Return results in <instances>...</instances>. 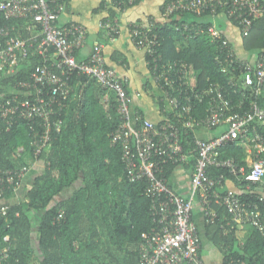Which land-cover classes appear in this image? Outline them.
I'll list each match as a JSON object with an SVG mask.
<instances>
[{
    "label": "built area",
    "instance_id": "2783aa9c",
    "mask_svg": "<svg viewBox=\"0 0 264 264\" xmlns=\"http://www.w3.org/2000/svg\"><path fill=\"white\" fill-rule=\"evenodd\" d=\"M69 1L0 0V73L6 67L14 72L32 51L42 60L31 73L30 81L21 83L23 94L2 104V119L10 126L15 119L31 126L38 137L34 154L39 157L51 142L53 133L62 132L63 117L70 104L83 95L88 81L75 82V78L86 76L95 80L104 90L105 103L116 100L120 124L111 136L112 143L123 150L122 160L129 180L146 181V193L152 200L155 226L140 245L141 264H207L201 253L197 207L204 222L210 225L219 220L217 208H225L239 227L251 225L264 237L260 209V205H264V158L261 157L264 136L259 130L264 125V108L258 101L264 94V50L254 60H249L239 57L227 40L220 46L215 61L222 73L231 76L229 85L243 97L236 103L221 84L197 90L184 82L190 73L187 63H167L160 54L154 55L158 44L154 21L147 26L134 25L130 35L137 48L149 56L152 83L159 91L156 103L163 114L161 121L155 123L132 112L133 101L141 98L142 93L132 90L130 79L107 64L102 43L93 45L87 59H77L76 52L88 44L89 31L79 22L61 24ZM219 10L238 22L244 37L255 20L264 16V0H166L162 16L164 22H170L184 13L210 12L216 16ZM17 22L24 23L30 34L28 38L19 35ZM100 27L111 40L120 32L117 21L105 20ZM199 32L206 31L200 29ZM207 33L214 39L222 35L212 26ZM174 76L181 77L179 84L171 79ZM248 94L251 95L249 103ZM205 102L206 115L196 116L197 106ZM202 131L214 134L206 138L200 135ZM183 136L192 139L195 154L188 196L177 193L166 175V167H183L190 163L191 155L185 150ZM234 143L250 148L247 167L221 156V151ZM211 168L226 169L239 182L248 183L247 202L236 191L226 188L229 180L223 174L213 177ZM30 171L31 165L0 169V200L15 195ZM8 209L7 206L0 208L3 216ZM9 241L10 237H6L4 242ZM9 259L6 247L0 251V264H10ZM228 264L245 262L231 258Z\"/></svg>",
    "mask_w": 264,
    "mask_h": 264
},
{
    "label": "trees",
    "instance_id": "16d2710c",
    "mask_svg": "<svg viewBox=\"0 0 264 264\" xmlns=\"http://www.w3.org/2000/svg\"><path fill=\"white\" fill-rule=\"evenodd\" d=\"M141 1L111 0L104 21L120 19L126 9ZM190 15L211 14L184 13L170 22H155L158 44L154 55L160 54L167 63H187L190 73L184 82L197 90L221 84L237 103L243 97L229 85L231 76L222 73L215 61L224 41L227 40L229 46H233L232 43L223 33L220 39L210 37L207 31L212 24L184 19ZM2 23L6 21L2 20ZM16 25L19 35L28 38L30 34L23 23ZM200 29L206 32L202 34ZM179 43L182 44L180 48ZM243 44L246 50H264V16L255 20L248 35L243 37ZM41 63L40 57L32 51L14 72L6 67L0 73V169H17L34 161L46 164L27 192L28 203L9 206L5 216L0 212V251L9 248L10 264H141V242L155 226L151 215L152 200L146 193V181L129 180L122 160L123 150L112 143L111 136L120 124L116 100L113 98L109 104L105 103L104 90L95 80L86 76L75 78V82L88 81L83 95L70 104L63 117L62 132L53 133L51 142L39 157L34 154V142L38 137L31 126L19 119L10 126L1 117L2 104L23 94L21 83L30 81L31 73ZM180 78L174 76L171 79L179 84ZM153 88L147 83L146 93L156 100L159 93H154ZM248 97L249 103L251 95ZM258 101L264 108V94ZM207 108L205 102L197 106L194 114L203 117ZM259 130L264 136V125ZM190 136H193L192 132ZM183 142L186 152L191 155L187 168L193 169L192 139L183 136ZM221 153L224 159H234L247 167V153L241 144L234 143ZM166 169V175L171 177L176 167ZM210 174L213 177L223 174L234 182L239 189L237 194L247 202L248 183L239 182L222 168H211ZM10 197L7 195L0 202ZM217 209L219 220L213 225L205 222V230L207 238L222 254L223 264H228L231 258L245 264H264V237L258 229L251 225L243 227L248 228V237L242 241L238 236L242 227L232 220L225 208ZM260 209L264 221V205H260ZM32 213H35L37 225ZM6 237H10L9 242H4Z\"/></svg>",
    "mask_w": 264,
    "mask_h": 264
},
{
    "label": "crops",
    "instance_id": "0c3cea01",
    "mask_svg": "<svg viewBox=\"0 0 264 264\" xmlns=\"http://www.w3.org/2000/svg\"><path fill=\"white\" fill-rule=\"evenodd\" d=\"M166 0H142L139 4L126 9L120 19L115 21L119 24V34L114 39L106 37L105 32L101 29L100 25L105 18L108 17V5L111 0H70L67 12L63 16L61 24L67 21L79 22L86 26L89 31L88 44L85 48L81 49L77 54L78 60H85L90 55L93 45L96 42H100L104 45V53L107 60V64L115 69L119 74L127 76L131 81V89L137 92H141V98H135L132 104L133 113H142L145 117L153 122H160L162 115L159 107L151 96L146 93L147 83H152V72L149 65V59L145 51L138 49L132 41L130 31L134 25L147 26L151 21L164 22L162 16V6ZM104 5V8L102 7ZM189 22L197 21L198 23H211L212 27L218 29L228 40L232 43L237 51L239 57L249 60H254L257 54L261 51L258 49L246 50L243 44V37L240 34V28L225 14H219L216 16H186L184 18ZM23 23V22H22ZM24 25V23H23ZM179 48L182 44H178ZM154 88H156L154 86ZM154 93H159L158 90H154ZM214 133L202 131L200 135L210 138ZM247 153V161H250L249 147L243 146ZM249 154V155H248ZM31 165V171L28 174L27 179L20 186L18 192L11 196L8 200L0 202L1 206H12L18 203L27 204L26 198L28 190L34 184V179L41 175L46 164L43 161H34ZM192 169L187 166L176 167L174 173L169 178L171 187L179 194L188 196L190 193V177ZM226 188L231 191H239L236 184L229 181ZM197 209V224L198 229L202 235V256L207 264H223V256L216 248L212 241L207 238L205 230V222L203 216ZM35 214V213H32ZM36 217H34V224L37 225ZM201 228V229H200ZM239 239L244 241L248 237V228H242L238 231ZM142 243V242H141ZM212 245V255H217L221 258V261L213 260L209 261V257H205L206 244Z\"/></svg>",
    "mask_w": 264,
    "mask_h": 264
},
{
    "label": "rangeland",
    "instance_id": "374dc122",
    "mask_svg": "<svg viewBox=\"0 0 264 264\" xmlns=\"http://www.w3.org/2000/svg\"><path fill=\"white\" fill-rule=\"evenodd\" d=\"M34 215L35 214H32V216L34 217ZM211 249H212V245L210 244V243H207L206 244V251L207 252H205L206 254H205V257L207 258V257H209V261H211V260H213V258H214V260L215 261H221V258L219 257V256H217V255H212V252L213 251H211ZM213 250V249H212Z\"/></svg>",
    "mask_w": 264,
    "mask_h": 264
}]
</instances>
